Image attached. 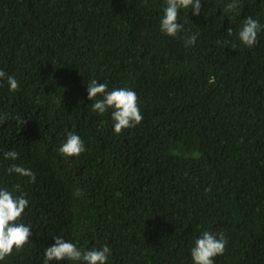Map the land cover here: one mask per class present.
<instances>
[{
    "label": "trees",
    "instance_id": "16d2710c",
    "mask_svg": "<svg viewBox=\"0 0 264 264\" xmlns=\"http://www.w3.org/2000/svg\"><path fill=\"white\" fill-rule=\"evenodd\" d=\"M229 2L181 10L173 38L165 0H0V70L19 82L0 81V189L25 195L31 227L0 264H44L54 236L108 246L107 264H193L204 231L227 240L214 264H264V29L253 48L238 39L247 17L264 25V0ZM93 79L133 90L143 121L115 134L111 111H92ZM69 132L79 157L58 151Z\"/></svg>",
    "mask_w": 264,
    "mask_h": 264
},
{
    "label": "clouds",
    "instance_id": "9594fccd",
    "mask_svg": "<svg viewBox=\"0 0 264 264\" xmlns=\"http://www.w3.org/2000/svg\"><path fill=\"white\" fill-rule=\"evenodd\" d=\"M201 0H165L164 14L160 20V30L169 37L178 38L183 31V24L179 23V12L181 10H192L194 16L201 13ZM239 8L238 0H231L225 6L226 12H236ZM238 14V13H237ZM264 29L258 20L247 17L238 33V39L243 46L253 48L258 42V35ZM227 34L232 35V30L228 29ZM197 35L185 38V46H194ZM223 44L224 41L218 40ZM6 80L10 91H18L19 82L12 75H7L0 70V81ZM88 99L93 101L91 108L93 112L103 115L106 111H111L114 133L119 135L124 130L138 126L144 119L138 106L137 94L128 88H116L109 90L107 83H99L93 79L87 86ZM26 121H23V125ZM85 143L79 135L69 132L66 140L62 142L59 153L65 158L79 157L85 152ZM3 159L16 161L19 153L15 150L3 152ZM7 172L16 174L19 177L28 178V182L35 183L36 175L28 168L11 164ZM20 185L15 186L19 190ZM79 195V192H77ZM29 202L25 195H13V192L6 188L0 189V261L13 254V251L23 250L25 245L30 243L31 227L21 222L22 215L28 208ZM53 246L45 249L44 264L50 262L73 261L80 264H107L110 248L103 246L101 249L92 248L81 250L76 244L66 242L62 236L55 237ZM227 240L223 234H214L204 231L194 242L191 248V258L193 264H214V259L222 256L226 250Z\"/></svg>",
    "mask_w": 264,
    "mask_h": 264
}]
</instances>
